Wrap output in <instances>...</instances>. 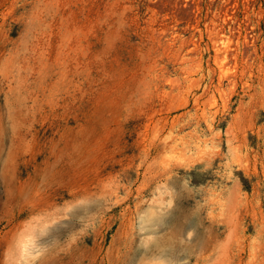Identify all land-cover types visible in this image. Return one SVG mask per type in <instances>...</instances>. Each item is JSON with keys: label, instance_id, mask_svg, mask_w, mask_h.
Segmentation results:
<instances>
[{"label": "rangeland", "instance_id": "374dc122", "mask_svg": "<svg viewBox=\"0 0 264 264\" xmlns=\"http://www.w3.org/2000/svg\"><path fill=\"white\" fill-rule=\"evenodd\" d=\"M0 264H264V0H0Z\"/></svg>", "mask_w": 264, "mask_h": 264}]
</instances>
